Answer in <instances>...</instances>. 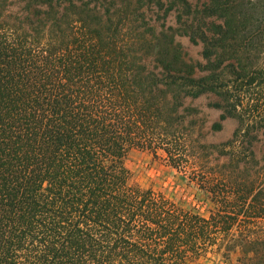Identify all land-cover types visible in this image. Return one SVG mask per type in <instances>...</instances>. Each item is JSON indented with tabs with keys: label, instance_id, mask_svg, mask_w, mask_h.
Wrapping results in <instances>:
<instances>
[{
	"label": "trees",
	"instance_id": "1",
	"mask_svg": "<svg viewBox=\"0 0 264 264\" xmlns=\"http://www.w3.org/2000/svg\"><path fill=\"white\" fill-rule=\"evenodd\" d=\"M192 1L0 0V264H264L250 170L264 62L236 44L264 33V0ZM173 10L180 26L161 17ZM210 93L223 115L208 130L192 101ZM226 118L231 138L209 143ZM133 150L187 178L209 216L134 184Z\"/></svg>",
	"mask_w": 264,
	"mask_h": 264
},
{
	"label": "rangeland",
	"instance_id": "2",
	"mask_svg": "<svg viewBox=\"0 0 264 264\" xmlns=\"http://www.w3.org/2000/svg\"><path fill=\"white\" fill-rule=\"evenodd\" d=\"M197 0L192 1L196 4ZM167 24L180 26L176 19L175 11H171L166 16H161ZM215 19H209V21ZM218 20L216 23H220ZM240 34V33H239ZM178 41L184 46L185 50L190 53L196 61L203 62L202 45L194 43L189 36L180 35ZM237 49H239L240 58L264 62V51L259 54L258 50L264 46V33L255 31L250 34H240L237 36ZM227 61L224 66H228ZM246 62V61H245ZM229 72V70H227ZM215 104H222L221 97L215 94H206L192 101V105L197 108L201 116L204 117L208 130L220 121L223 110L214 107ZM238 122L234 118H226L221 121V129L219 131H211L207 136V140L212 144H221L229 140L237 128ZM264 141H258L255 145L256 159L252 162L250 170L252 173L264 174ZM241 150V148H240ZM241 156V155H240ZM254 163V165H253ZM127 167L132 173V181L145 189H151L156 193L165 195L168 199L174 201L180 208L186 211H195L203 216L208 217L210 211L213 210V204L207 197L199 192L195 187L188 185L187 178L178 173L177 170L171 168L163 160V158H155L153 154L147 151L133 150L129 153L126 160ZM244 164L240 162V169ZM264 225V222H262ZM243 224V223H242ZM189 264H225L220 256L209 254L196 262Z\"/></svg>",
	"mask_w": 264,
	"mask_h": 264
}]
</instances>
